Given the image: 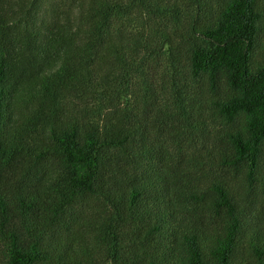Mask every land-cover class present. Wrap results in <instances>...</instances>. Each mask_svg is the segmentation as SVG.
<instances>
[{"label": "trees", "instance_id": "obj_1", "mask_svg": "<svg viewBox=\"0 0 264 264\" xmlns=\"http://www.w3.org/2000/svg\"><path fill=\"white\" fill-rule=\"evenodd\" d=\"M0 264H264V0H0Z\"/></svg>", "mask_w": 264, "mask_h": 264}]
</instances>
